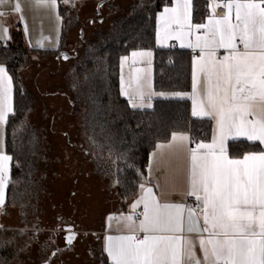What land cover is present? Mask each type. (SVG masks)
Listing matches in <instances>:
<instances>
[{"label": "snow or ice", "instance_id": "obj_1", "mask_svg": "<svg viewBox=\"0 0 264 264\" xmlns=\"http://www.w3.org/2000/svg\"><path fill=\"white\" fill-rule=\"evenodd\" d=\"M9 3L0 0V7ZM12 8L21 14L27 32L20 0ZM30 8L55 12L57 0H30ZM209 8L206 22L193 23L192 0H175L174 6L160 14L157 32L161 46L174 37L181 47L198 50L192 61V116L214 121L210 142L173 132L170 142L157 144L158 151L152 154L154 161L160 155L166 184L168 161L161 150L176 146L187 154L188 188L182 196L194 197L196 206L162 200L154 192L159 182L149 186L154 179L150 165L130 213L108 218L110 228L116 221L121 233L105 237L111 264H264V149L240 157L229 154L230 141L264 145V0H210ZM218 8L226 10L223 15H216ZM7 38L8 28L0 24V41ZM44 39L37 44L42 47ZM152 55L151 51H133L132 64L139 57L151 65ZM128 60L122 58V68ZM134 71L137 74L129 78L127 87L121 76V94L132 108H151L155 96L171 98L152 90L150 67ZM185 95L172 94L180 99ZM10 114H14L13 81L0 65V205L5 203L13 159L2 150L3 127ZM185 219L187 232L196 233L195 238L182 235ZM66 231L71 245L75 235L71 228ZM197 241L202 257L195 251Z\"/></svg>", "mask_w": 264, "mask_h": 264}, {"label": "rangeland", "instance_id": "obj_2", "mask_svg": "<svg viewBox=\"0 0 264 264\" xmlns=\"http://www.w3.org/2000/svg\"><path fill=\"white\" fill-rule=\"evenodd\" d=\"M101 1L62 0L63 43L52 42V32L46 35L47 46L57 53L32 51L18 64L8 59V53L2 55L23 95V117L11 125V148L19 171L10 187L6 225L0 230V264H107L103 218L136 195L125 198L122 191L128 187L138 191L143 182L144 172L131 164L133 153L118 159L105 144L118 136L113 124L118 119L106 118L111 124L102 131L94 128L99 132L96 151L87 144L85 122L93 98H99L102 121L111 109L121 116V104L106 87L107 56L102 51L118 42L126 23L157 0H107L97 15ZM42 36L31 33L36 43L30 46H39ZM19 45L30 49L28 44ZM60 51L72 58L57 59ZM69 227L77 237L66 247Z\"/></svg>", "mask_w": 264, "mask_h": 264}, {"label": "trees", "instance_id": "obj_3", "mask_svg": "<svg viewBox=\"0 0 264 264\" xmlns=\"http://www.w3.org/2000/svg\"><path fill=\"white\" fill-rule=\"evenodd\" d=\"M171 2L172 0H157L153 7L147 9V12H143L141 16H134V18L126 23L124 30L120 31L121 39L118 42L111 43L103 48L104 50L102 52L107 56L103 76L107 81L106 87L110 95L115 96L121 104V116L118 118L115 115V109H111L112 111L105 114V121H102L101 118L104 117V114L101 111L102 109H98L99 98L98 100L97 98H93L90 102L93 108L89 111V115H87V121L85 120V125L89 132L86 140L87 144L92 146L96 151L100 146L97 141L99 140L97 135V133L99 134L98 131L107 129L111 124V122L108 124L106 118L109 119L111 117L112 121H114L113 118L118 119L116 121L117 123L115 121L113 122L116 127L114 133H117L118 136L114 137L113 142L107 141L105 144L114 154H117L118 159L120 155L123 157L128 153L131 156L133 153L132 158L135 159V163H131L130 159V161L125 159L133 164L134 168L142 170V172L145 170L150 151L157 143L167 141L173 132L188 133L197 142L207 141L211 136V124L208 121L191 118L188 99L156 100L151 109L136 110L131 109L127 102L119 97V59L131 51L140 49H149L154 53L153 84L155 90L183 93L190 90V54L171 47L160 49L155 46V14ZM203 3L205 4L204 1ZM60 11L62 12V6L60 7ZM194 16H197L195 7ZM30 52L32 51L22 49L19 44L9 45L1 49L0 63L7 67L14 78V73L9 68L11 64L9 65L8 61H4L2 55L8 53V59L12 63L18 64ZM36 52L48 55L57 53V51L44 50ZM14 85V114L8 119L7 145L8 151L15 161L11 148V125L23 117V109H20L23 95L16 86L15 78ZM94 128H97V133ZM229 145V154L234 157H240L249 151H257L260 149L257 145L238 141L231 142ZM18 171L19 169L16 168L14 163L10 187ZM136 191V188L128 187L124 192L122 191L121 195L125 198L131 197Z\"/></svg>", "mask_w": 264, "mask_h": 264}, {"label": "crops", "instance_id": "obj_4", "mask_svg": "<svg viewBox=\"0 0 264 264\" xmlns=\"http://www.w3.org/2000/svg\"><path fill=\"white\" fill-rule=\"evenodd\" d=\"M22 7L24 9L23 11V15L26 18V23L28 26V31H25V26L24 23L20 21V15L21 14H17L14 13L12 5L15 3V0H10V3L0 7V11H3L5 13L4 16H0V24H2L3 26L8 28V38L5 41H0V51L1 49L9 46V45H18L19 43H24V44H28V46L30 47V49H27L29 51H59V50H55L53 48H49L50 44V39L48 36V34L50 32H52L53 34V38H52V42H57L60 45L63 43V34H64V25L62 24V22H60V20L62 19V12L60 11V7L62 5V0H57V9L55 12H50L46 9H40V10H33L30 8V0H20ZM175 4V0H172V2L167 5L164 6L160 11H158L155 14L154 17V24H155V36H154V41H155V46L157 48L160 49H166V48H174L180 51H185L188 52L190 54V90L188 92H179V93H183L186 94L185 98L183 99H188L189 100V105H190V116L192 119H196V120H203V121H208L211 124V136L210 139L207 141H203L205 143H208L211 141L212 139V135H213V130H214V121L208 119V118H196L192 116V99L191 97V93H192V61H193V56L194 55H198V50L194 51L191 48H187V47H181L180 46V41L176 40L174 37L170 38L166 41H163V46L159 45L157 43V32L160 30V24H159V16L160 14L163 12L165 7H172ZM194 7H195V12L197 11V16H194ZM208 11H210V8H208L206 6V3L204 4L203 1L201 0H192V22L193 23H202V22H206L207 17H208ZM226 10L224 9V12ZM57 15L59 16V19H57ZM217 15V14H216ZM223 15V14H221ZM220 16V15H217ZM34 32H42L44 33V37H46L47 39H44V47L41 48V46H30V44H35L36 42H34L32 39H30V34L34 33ZM47 35V36H46ZM190 39L194 40V36L191 37ZM187 42V41H186ZM28 48V47H27ZM134 51H151L149 49H140V50H134ZM133 51H131L129 54L125 55L127 57H129V60L127 62H125L123 68L121 67V60L123 57L122 56L119 59V81H118V90H119V96L124 99L128 106L131 109H134L131 107V104L128 100V98L124 95L121 94V76L123 75L124 80H125V87H127V82L129 80L130 77H134L137 73L134 71V69H147L150 67L151 71H150V77H151V84H152V90L156 93H160L163 92L166 94V96H169L171 98H164V97H160V96H155L153 97V99L151 100L152 106L154 101L156 100H169V99H180V98H176L173 97L172 94L177 93L174 91H157L154 88V84H153V74H154V53L151 57V65H148L142 58L137 57V63L135 65L132 64V57H131V53ZM224 50L221 49L219 50V55H224ZM0 65H3L6 69L7 67L0 63ZM8 74L12 77V81H13V112H14V91H15V85H14V78L12 76V74L9 72V70L7 69ZM152 108V107H151ZM151 108H136V110H149ZM13 114H10V116H12ZM8 117V119H9ZM7 124H8V120L6 125H4L3 127V140H4V144H3V151L7 154L10 155V152L8 151V145H7V139H8V132H7ZM188 134V133H187ZM189 135V134H188ZM171 140V136L170 138L165 141V142H159L157 144H165L167 145ZM232 141L229 142V144ZM238 142H244L247 144H252V145H257L259 146V150L264 149V145H260L259 142H256L255 144L251 143V142H247L244 141L243 139L241 141ZM157 144L154 146V148L150 151L149 155H148V159H147V164L144 170V174H143V181L144 178L147 177L149 175V166L151 165L152 168V175L154 177L153 181L151 184H149V186H152L153 184H155L157 181L159 182V187H154V192H156L157 195H159L161 197L162 200L164 201H169V202H173V203H178V202H184L187 205H190V200H195L194 197H187L186 199L182 196V193L187 191L188 188V157L187 154L183 151H181L178 147L173 146L172 149H164L161 150L164 153V159L166 161H168V176H169V183H165V168L162 164L158 163L160 161V155L158 153L157 157L155 158V161L153 159V152H157ZM189 147H194L195 145L192 143H189L188 145ZM14 167V160L12 159L11 161V167H10V173H9V182L6 185L5 188V203L3 205H0V230L3 229L5 227V220H6V205L8 202V198L10 195V183H11V178H12V170ZM174 185V187H173ZM139 195V189L136 192V195L129 199L126 204H124L123 206H121L120 208H118L115 211L109 212L105 215V217L103 218L102 221V228H101V236H102V247H103V254L105 256V260L107 264H111V260L110 258L107 256V253L105 251V237L107 235H118L121 234L119 233L116 229H117V222L116 221H112L111 222V228H110V222L108 220V218L110 216H114V217H119L121 215H127L130 213L131 211V204L133 203V201L138 197ZM142 209V206L141 208ZM139 209H137L138 211ZM186 216V214H185ZM202 223V220H201ZM184 232L182 233V235L184 236H192L193 238H195L197 236L196 233H188L187 232V222L185 219V225H184ZM196 254L197 256H201L202 257V253L200 251L199 245H198V241H197V245L195 248Z\"/></svg>", "mask_w": 264, "mask_h": 264}, {"label": "water", "instance_id": "obj_5", "mask_svg": "<svg viewBox=\"0 0 264 264\" xmlns=\"http://www.w3.org/2000/svg\"><path fill=\"white\" fill-rule=\"evenodd\" d=\"M106 2H107V0H104V1H101V2L97 5V8H96V10H97V15L99 14V9H100V8H101ZM81 35H82V31H81ZM65 55L68 57L67 59L64 58ZM56 58H57V59L60 58V59L63 60V61H68V60H70V59L72 58V55L69 54V53L66 52V51H60V52L58 53V55H57ZM69 228H70V227H69ZM71 230H72V228H71ZM72 233L75 235V238L73 239L71 245L74 243V241L76 240V237H77V234H76L74 231H72ZM68 235H69V232L66 231V229H65L64 243H65L66 247H70V246H71V245H69V244L67 243V241H66V236H68ZM52 257H53V255H51V256L49 257V260H50ZM45 264H48V262L45 263Z\"/></svg>", "mask_w": 264, "mask_h": 264}, {"label": "built area", "instance_id": "obj_6", "mask_svg": "<svg viewBox=\"0 0 264 264\" xmlns=\"http://www.w3.org/2000/svg\"><path fill=\"white\" fill-rule=\"evenodd\" d=\"M203 1L206 3V6L209 8V2H210V0H203ZM223 13H224V9L223 8L216 9V14L217 15H221ZM208 14H210V11H208ZM190 205L193 206V207H195L196 206V201L195 200H190ZM141 210L142 209H139L138 212L141 211Z\"/></svg>", "mask_w": 264, "mask_h": 264}]
</instances>
